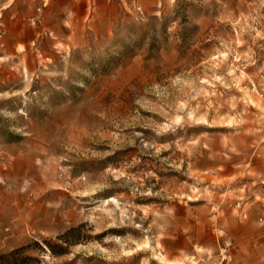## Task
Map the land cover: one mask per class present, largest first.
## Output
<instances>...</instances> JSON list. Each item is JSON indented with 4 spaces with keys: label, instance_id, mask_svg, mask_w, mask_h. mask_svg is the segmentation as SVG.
<instances>
[{
    "label": "rangeland",
    "instance_id": "374dc122",
    "mask_svg": "<svg viewBox=\"0 0 264 264\" xmlns=\"http://www.w3.org/2000/svg\"><path fill=\"white\" fill-rule=\"evenodd\" d=\"M25 246L264 264V0H0V255Z\"/></svg>",
    "mask_w": 264,
    "mask_h": 264
},
{
    "label": "trees",
    "instance_id": "16d2710c",
    "mask_svg": "<svg viewBox=\"0 0 264 264\" xmlns=\"http://www.w3.org/2000/svg\"><path fill=\"white\" fill-rule=\"evenodd\" d=\"M79 230H80L79 228H71L68 231H66L64 234L59 236L58 239L66 244L67 243L68 244L77 243L79 239L77 238L79 237L78 236ZM70 237H73V238H70ZM45 245L52 253H55V254H64L66 251V249L61 246L62 251L55 252L54 245L50 241H46ZM27 249H28V246H25V247L15 249L9 253L0 255V264H31L34 258L26 255Z\"/></svg>",
    "mask_w": 264,
    "mask_h": 264
},
{
    "label": "crops",
    "instance_id": "0c3cea01",
    "mask_svg": "<svg viewBox=\"0 0 264 264\" xmlns=\"http://www.w3.org/2000/svg\"><path fill=\"white\" fill-rule=\"evenodd\" d=\"M70 1V3H72V2H74L75 0H69ZM72 1V2H71ZM70 9L72 10L73 9V7L70 5Z\"/></svg>",
    "mask_w": 264,
    "mask_h": 264
}]
</instances>
